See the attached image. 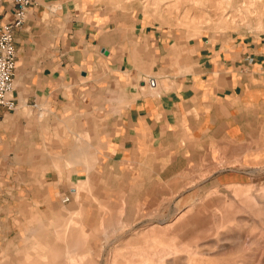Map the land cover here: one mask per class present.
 Here are the masks:
<instances>
[{"label":"crops","instance_id":"obj_1","mask_svg":"<svg viewBox=\"0 0 264 264\" xmlns=\"http://www.w3.org/2000/svg\"><path fill=\"white\" fill-rule=\"evenodd\" d=\"M158 15L130 0L33 1L14 32L17 106L0 118V241L37 208L135 223L195 184L264 167V27L193 36Z\"/></svg>","mask_w":264,"mask_h":264},{"label":"rangeland","instance_id":"obj_2","mask_svg":"<svg viewBox=\"0 0 264 264\" xmlns=\"http://www.w3.org/2000/svg\"><path fill=\"white\" fill-rule=\"evenodd\" d=\"M130 1L181 34L264 27L262 0ZM121 216L89 223L62 203L37 208L16 239L0 241V264H264V167L243 183L195 184L135 223Z\"/></svg>","mask_w":264,"mask_h":264},{"label":"built area","instance_id":"obj_3","mask_svg":"<svg viewBox=\"0 0 264 264\" xmlns=\"http://www.w3.org/2000/svg\"><path fill=\"white\" fill-rule=\"evenodd\" d=\"M34 0H10L11 16L8 20L1 19L4 0H0V118L2 111H14L16 101L11 95L16 69V48L14 32L23 24L28 9ZM68 196L62 198L67 202Z\"/></svg>","mask_w":264,"mask_h":264}]
</instances>
